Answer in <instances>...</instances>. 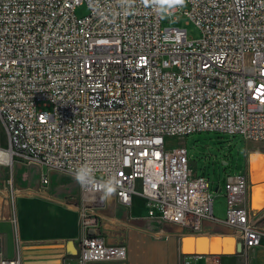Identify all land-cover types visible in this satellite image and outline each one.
<instances>
[{"label": "built area", "instance_id": "obj_1", "mask_svg": "<svg viewBox=\"0 0 264 264\" xmlns=\"http://www.w3.org/2000/svg\"><path fill=\"white\" fill-rule=\"evenodd\" d=\"M82 3L87 13L77 16ZM186 5L165 11L186 16L197 39L162 26L154 0H0L6 149L73 177L86 167L96 185L112 178L118 203L139 195L150 218L186 233H201L211 221L229 227L243 250L264 246L245 172L215 186L225 204L219 219L209 181L192 171L186 147L166 143L200 132L264 142V0ZM47 184L42 172L40 191ZM78 186L81 236L73 264L122 261L123 244L89 232L102 190ZM0 264H22L21 252Z\"/></svg>", "mask_w": 264, "mask_h": 264}, {"label": "crops", "instance_id": "obj_2", "mask_svg": "<svg viewBox=\"0 0 264 264\" xmlns=\"http://www.w3.org/2000/svg\"><path fill=\"white\" fill-rule=\"evenodd\" d=\"M246 168L248 203L252 211H259L261 217L258 225L264 227V205L261 208L253 206L252 199V186L260 182L250 178L248 161ZM18 192L20 194L12 202L7 197L0 198V259L15 257L17 251H20L22 264H27L26 262L73 264L81 236L79 213L75 205L79 196V186L75 196L66 198L61 195L55 199L62 206L61 210L36 209L29 204H21L17 210L16 199L40 194L38 191L31 190H26V195L21 194L20 190ZM68 192L70 191L65 193ZM261 193L262 191H258L255 194L256 201ZM135 198L137 197L134 195L129 205L118 203L113 195L110 198H103V205L97 209V223L89 229V232L99 233L109 244H123L126 256L122 261L90 264H187L186 262L190 260L195 261L196 264H215V258L218 259V264H264V246L244 249L245 255L243 252L229 256L184 255L181 249V238L188 233L184 232L180 226L159 220L154 221L156 222L155 230H149L128 221L130 218L150 219L144 199L141 196L138 197L142 201L139 205ZM213 208L215 214V205ZM201 233L208 235L210 239L228 233L235 240L231 235V229L222 223L205 221ZM68 241H72L69 246Z\"/></svg>", "mask_w": 264, "mask_h": 264}, {"label": "rangeland", "instance_id": "obj_3", "mask_svg": "<svg viewBox=\"0 0 264 264\" xmlns=\"http://www.w3.org/2000/svg\"><path fill=\"white\" fill-rule=\"evenodd\" d=\"M186 6L187 5L181 7V9H185ZM165 9H167V6H163L160 9L162 26L176 25L186 30L189 39L199 38V29L192 22L186 23V16L181 13H167ZM86 13L87 6L85 3L75 7V14L77 16H83ZM174 16L177 17V20L172 19ZM166 143L173 147L180 145L186 147L188 162L193 169L192 171L196 174H203L209 181L212 189L211 194L214 198L215 215L219 219L223 218L222 208L225 204L222 193L215 191V186H222L226 177L230 174H235L240 171H244L246 174L247 158L250 152H264V142L256 143L245 141L239 135L226 133L200 132L188 136H173L167 137ZM0 147H7V134L1 120ZM42 172H45L48 176V184L45 188L46 192H41V188L38 187ZM252 175L254 181L264 177V167L259 172L252 171ZM77 189L78 182L73 175L56 169H48L35 162L19 158L15 155L12 156L10 163L0 164V198L4 196V198L7 197L12 202L13 199L20 194L18 190L22 191L21 194L25 195L27 194L25 193L26 190L40 192L38 195L16 199L15 204L17 210L18 206L21 204H29V206L36 209L46 208L61 210L62 206L58 204L55 199L61 195L66 198L73 197ZM67 191L70 192L65 193ZM43 193H45V195H43ZM263 196L264 191H262L257 198V202H259ZM135 197H137L135 201H137L139 205L142 204V201L138 198L139 195H135ZM24 199H26V201ZM253 206H256V204L253 203ZM225 244V251H231L229 250V244ZM13 250H15V248ZM242 252L243 249L235 254L239 255ZM243 255H245V252H243ZM249 256L248 254V257ZM26 263L31 264L33 262Z\"/></svg>", "mask_w": 264, "mask_h": 264}, {"label": "water", "instance_id": "obj_4", "mask_svg": "<svg viewBox=\"0 0 264 264\" xmlns=\"http://www.w3.org/2000/svg\"><path fill=\"white\" fill-rule=\"evenodd\" d=\"M261 154H264L262 151ZM249 159V158H248ZM249 165V162H248ZM128 221L134 225L142 226L149 230H155L156 227L154 221H159V218H140V219H128ZM203 225V224H202ZM229 244V252L225 251L226 244ZM72 241H68L67 245H71ZM181 249L184 255L195 256H229L236 252H240L242 249L241 243L233 240V237L228 233L223 236H214L212 239L204 233H188L181 238Z\"/></svg>", "mask_w": 264, "mask_h": 264}, {"label": "clouds", "instance_id": "obj_5", "mask_svg": "<svg viewBox=\"0 0 264 264\" xmlns=\"http://www.w3.org/2000/svg\"><path fill=\"white\" fill-rule=\"evenodd\" d=\"M155 3L163 6H167L168 9H174L177 7H183L186 5L187 0H154ZM6 155V154H3ZM75 180L81 185V187H97L102 190L104 199L110 198L115 192V185L117 181L110 178L105 181L102 185H96L93 180L91 170L86 167H81L75 173Z\"/></svg>", "mask_w": 264, "mask_h": 264}, {"label": "bare ground", "instance_id": "obj_6", "mask_svg": "<svg viewBox=\"0 0 264 264\" xmlns=\"http://www.w3.org/2000/svg\"><path fill=\"white\" fill-rule=\"evenodd\" d=\"M259 153L261 152H253V153L250 152L248 155L249 159L247 158V161L249 162L248 170H250V178L252 180H254L252 171L259 172L264 167V154H259ZM3 154H6V155H3ZM12 156L13 155L10 151H8L6 148L0 147V164L10 163ZM257 181H259L260 183H257L256 185L252 186V199H253V203H255L258 208H261L264 205V196L259 202H257L255 200V194L258 191H264V177L258 179ZM159 220H162V219L159 218Z\"/></svg>", "mask_w": 264, "mask_h": 264}]
</instances>
